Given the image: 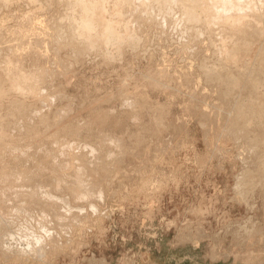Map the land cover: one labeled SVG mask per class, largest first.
Here are the masks:
<instances>
[{
	"label": "rangeland",
	"instance_id": "rangeland-1",
	"mask_svg": "<svg viewBox=\"0 0 264 264\" xmlns=\"http://www.w3.org/2000/svg\"><path fill=\"white\" fill-rule=\"evenodd\" d=\"M34 1L0 0V264H264V146L235 128L264 101V65L251 91L238 76L249 82L264 33L227 63L238 27L225 20L184 32L175 6L108 1L131 40L100 44L80 38L67 0ZM24 74L36 100L11 88ZM249 120L263 136L264 117Z\"/></svg>",
	"mask_w": 264,
	"mask_h": 264
},
{
	"label": "bare ground",
	"instance_id": "bare-ground-1",
	"mask_svg": "<svg viewBox=\"0 0 264 264\" xmlns=\"http://www.w3.org/2000/svg\"><path fill=\"white\" fill-rule=\"evenodd\" d=\"M3 3L4 2H7V0H1ZM25 1H28L30 2L31 0H25ZM34 1V0H32ZM37 2V0H35ZM34 1V2H35ZM110 1L109 5L113 4V6L117 7V8H120V5L121 4H125L127 3L129 6H142L144 5L145 3L146 4H155L157 5V8L159 9V11H161L162 13L166 12V9L167 7L170 5V6H175V9L179 12V17L181 20H182V23L180 22V24L183 25V28H184V32H190V30H192V26H193V22L197 21V20H201L203 21L204 23H215L217 21H221L222 20L225 22H223V24H225V27H228V28H231V26H234V28L237 26L238 27V30L236 32H230L228 34H224V37L222 38V41H221V47L223 45V48L226 47L227 49V53H225V57H226V62L227 63H230V61H233V62H236L237 59H239V56L241 55L243 57L244 54H240V53H248L246 50H248V48L246 47L247 44L249 42H251V40H254L252 42L255 43L257 40L259 41L261 39V35L264 33V0H252L250 2H248L247 0H67V2L69 4H71L68 8V14H69V18H72V17H76L77 21L74 23L75 24V28H77V34H80V38H86V39H89V40H95L96 43H115V42H119L118 45L121 43V42H124L127 41L129 42V40H131L130 38H122L121 36L117 35L121 29H123V26H118L117 25V22L118 20L116 19H111L109 18L107 15H106V6L105 4ZM31 3V2H30ZM128 9H130L128 7ZM141 15V13H139ZM27 16V15H26ZM25 17V16H24ZM26 19V17H25ZM32 19V18H31ZM30 19V20H31ZM40 19V18H39ZM165 19H166V15L164 14V17H163V21L165 22ZM27 21H29V19H26ZM41 20V19H40ZM26 21V22H27ZM42 21V20H41ZM178 21V20H177ZM32 22V21H31ZM35 22V21H34ZM39 22V21H38ZM112 22H113V25H112ZM121 22V20H120ZM36 23V22H35ZM36 25V24H35ZM39 26V25H38ZM36 27V26H35ZM179 27V26H178ZM39 28V27H37ZM117 28H118V31H117ZM190 29V30H189ZM18 31V30H17ZM224 30H222L221 32V37H222V33H223ZM16 32V31H15ZM183 32V33H184ZM15 34V33H14ZM181 34V33H180ZM17 35V34H15ZM19 35V34H18ZM126 35L127 37H129L131 35V32L128 33L126 32ZM37 36V35H36ZM14 38V37H13ZM18 38V36H17ZM37 38V37H36ZM94 38V39H93ZM16 39V38H15ZM14 39V40H15ZM104 39V40H103ZM17 40V39H16ZM37 40V39H36ZM39 41V40H38ZM126 42V43H127ZM123 43V44H124ZM130 44V43H129ZM128 44V45H129ZM256 44V43H255ZM19 44H17L18 46ZM127 45V44H126ZM126 45H123L126 47ZM254 45V44H253ZM117 46V44H116ZM255 46V45H254ZM13 47V46H12ZM252 47V46H251ZM17 48V47H16ZM15 48V49H16ZM220 48V47H219ZM223 48L219 49L220 50H223ZM254 48V47H253ZM258 49V47H256ZM14 49V50H15ZM23 49V48H22ZM21 49V50H22ZM225 49V48H224ZM225 49V50H226ZM255 49V48H254ZM19 50V48L17 49ZM223 50V51H225ZM259 50L261 51V53H263V55H261V53L258 51H256V49L254 50L255 54L252 55V57L254 56L255 57V60H254V63H252V61L250 60L249 58V63H248V67L245 69L246 70V75L248 74L247 73V70H249V68L252 66L255 68H252L249 70V82L245 81L244 79L246 78H243L242 76V73H240L238 76H239V80H241V84L239 85L240 87L242 88H245L246 90L249 88L250 91L253 90L252 88H254L256 85H260V82L261 80H258L257 76L261 77V74L259 72V69L256 68V66L258 67H261L264 65V47H259ZM250 51V50H249ZM253 51V49H252ZM16 52V51H15ZM14 52V53H15ZM221 54H223L224 52L220 51ZM18 53V52H17ZM250 53V52H249ZM15 55V54H13ZM246 55V54H245ZM19 56V55H18ZM16 57V55H15ZM222 57V56H221ZM250 57V56H249ZM253 57V58H254ZM253 60V59H252ZM256 64V65H254ZM254 72V74H253ZM25 75V74H24ZM28 75V74H26ZM25 76H21L17 79H15L14 81H11L10 82V85H11V88L14 90V92H16L20 98V100L22 101L23 99H25V97H32L33 100H36L38 98L37 95H35L34 93V90L31 91L30 88L31 87V82H29L27 79L28 77H30L28 75V77ZM31 77L33 76L32 74H30ZM244 75V74H243ZM253 75V76H252ZM34 77V76H33ZM248 77V76H246ZM259 77V79H260ZM30 81L31 79H34L35 78H29ZM214 79H217V80H222L223 81V78H221V73L220 72H217L214 74ZM244 81H243V80ZM257 79V80H256ZM34 81H32L33 83ZM34 84V83H33ZM247 87V88H246ZM248 89V90H249ZM256 90V91H255ZM254 92H256V97H257V100L258 98H260L259 94L261 92H259L258 89L255 88ZM257 90H258V94H257ZM261 90V89H260ZM262 91V90H261ZM264 94V93H263ZM263 99H264V95L262 96ZM261 97V98H262ZM30 100V99H29ZM260 100V99H259ZM258 100V101H259ZM257 101V102H258ZM11 109L9 111V114H11V116L13 115V118L14 117H22V112L24 111V108L22 107V105H20V103H12L11 104ZM22 108V109H21ZM244 113L242 114V117H243V120H239L240 123H238L236 125L235 128H238L240 126H242L241 128L246 132V138H248L251 142H253L256 147H258V145H262V147L264 146V134L263 136L261 135V131L259 130V123L257 122H252L251 120H249L250 118H252L253 116V111H255V114L257 117H264V101H259L258 103H255L253 104V106H251V104H248L246 105V107L244 106ZM32 110V109H31ZM39 110V109H38ZM36 110V111H38ZM37 113V112H36ZM36 113H34L33 111H31V114L36 115ZM10 116V115H8ZM11 116L9 118H11ZM32 116V115H31ZM32 116V117H33ZM35 117V116H34ZM236 118V117H235ZM237 119V118H236ZM240 119V118H239ZM41 120V119H40ZM238 120V119H237ZM252 123H256L255 124H252ZM253 125V126H250V125ZM240 125V126H239ZM238 126V127H237ZM234 128V129H235ZM254 128V129H253ZM233 129V130H234ZM31 132V131H30ZM5 134H0V139H3L4 137L6 136H3ZM7 139V137H6ZM9 139V138H8ZM7 139V142L9 143ZM5 140V139H4ZM10 140V139H9ZM248 141V142H250ZM6 142V141H5ZM252 144V143H251ZM90 145V144H89ZM91 147H93L91 145ZM254 148H256L255 146H253ZM261 148V146H260ZM96 149V148H95ZM262 149V148H261ZM264 149V147H263ZM260 150L261 151H263ZM96 151V150H94ZM264 153V151H263ZM262 153V154H263ZM115 156V155H114ZM259 156V155H258ZM262 157H260L259 159L257 160H260V162H258L259 164H261V169L264 170V154L261 155ZM87 157V156H86ZM113 158V157H112ZM117 157H115L116 159ZM111 160V161H115L117 164L119 162H117L116 160ZM119 161V159H117ZM121 162V161H120ZM106 163V162H105ZM111 163V166L112 164H114L113 162H110ZM108 165H110L108 162H107ZM106 164V165H107ZM104 165V164H103ZM108 165L106 167H104V171H107L109 173L112 174V171L113 169L112 168H109ZM98 166V165H96ZM110 166V167H111ZM114 166V165H113ZM100 168V166H98ZM102 168V166H101ZM115 168V171L117 172L116 170V167H113ZM112 171L110 172L109 171ZM89 171L91 172L89 174V172H86V171ZM85 170L86 174L88 173L89 175L93 174L94 173V170H91V169H87ZM97 170V169H96ZM102 170V169H101ZM97 172V171H96ZM106 173V172H105ZM119 172H117L118 174ZM123 174V173H122ZM121 174V175H122ZM248 174V173H247ZM263 174V173H262ZM110 175V174H109ZM251 174H249L250 176ZM95 176V175H93ZM97 176V175H96ZM114 175H112L113 177ZM247 175V177H249ZM91 177V176H90ZM117 177V176H116ZM123 177V176H121ZM92 178H95V177H91ZM246 178V177H245ZM244 178V179H245ZM250 178V177H249ZM98 179V178H97ZM250 180V179H249ZM91 181H95V179L91 180ZM241 181V180H240ZM98 182V180H97ZM100 183V182H99ZM99 183L97 184H93V185H96V187L99 185ZM241 185V184H240ZM247 185V184H246ZM62 188V187H61ZM97 188H100V186H98ZM59 192V191H58ZM91 190L88 189L87 191L83 190L82 193H80V196L83 198L85 197V195H87V197L91 194H95L96 196H101V190L98 189L95 193H90ZM241 193V192H240ZM42 194L47 198L48 201L50 202H57L58 201V205H59V202H60V205L61 207L64 208L65 212H69L71 211L70 208H69V205L67 203V200H65V198H60L57 197V196H53L51 193L47 192V191H43ZM85 194V195H84ZM97 198V197H96ZM102 201V200H101ZM103 203V201H102ZM72 204V203H71ZM70 204V205H71ZM100 204V203H99ZM246 205V204H245ZM95 207V206H94ZM93 207V208H94ZM96 208V207H95ZM98 209V208H97ZM99 210V209H98ZM77 212V211H76ZM87 213V212H86ZM106 213V212H105ZM73 214H75L73 212ZM29 216V215H28ZM8 218V217H7ZM11 218V217H10ZM13 218V217H12ZM16 218V217H15ZM75 220V219H74ZM6 221V220H4ZM8 221L10 222V220L8 219ZM11 221H14V220H11ZM3 221H1L0 223H2ZM16 222V221H14ZM13 222V223H14ZM78 222V221H76ZM5 222H3L4 224ZM29 223V222H28ZM6 224V223H5ZM4 224V225H5ZM9 225V224H8ZM30 225V224H29ZM96 225V224H95ZM255 225V224H254ZM7 226V225H6ZM11 226V225H10ZM13 226V225H12ZM22 226V225H21ZM26 226V225H25ZM31 226V225H30ZM244 226V225H243ZM32 227H33V224H32ZM230 227V226H229ZM31 228V227H30ZM34 228V227H33ZM45 233L47 230H45L43 227H41ZM11 229V228H10ZM20 229V228H19ZM14 230V229H13ZM29 227L26 226V227H22L20 229V231H18L21 235L23 234L25 237L26 235H28V233H35V229L30 232L29 231ZM40 230V228L38 229ZM70 230V229H69ZM228 230V229H227ZM16 231V230H15ZM251 231V230H250ZM52 232V231H51ZM188 232V231H187ZM5 233V231H4ZM32 233V234H33ZM36 233H37V230H36ZM251 233V232H250ZM11 234V232H10ZM52 234V233H50ZM228 234V233H227ZM256 234V233H255ZM38 235V233H37ZM42 235V234H40ZM20 236V235H19ZM33 236V235H32ZM59 236V235H58ZM21 237V236H20ZM30 237V236H29ZM38 237V236H37ZM43 237V236H42ZM31 238V237H30ZM41 238V237H40ZM241 238V237H240ZM6 239V238H5ZM3 238V241H7ZM43 239V238H42ZM45 239V238H44ZM83 239V238H82ZM245 239V238H244ZM15 241V240H13ZM18 241V240H17ZM22 241V240H21ZM41 240L39 238H35V242H40ZM49 241V239H48ZM47 242V241H46ZM45 242V243H46ZM12 243V242H11ZM27 243V242H26ZM30 244V243H29ZM28 244V245H29ZM262 244V243H261ZM13 245V244H12ZM16 245V244H15ZM64 245V244H63ZM7 246V244H6ZM45 246V245H44ZM14 247V246H13ZM30 247L31 244H30ZM37 248V247H36ZM65 248V247H64ZM6 249V248H5ZM40 249V248H39ZM45 250V249H44ZM42 250V251H44ZM215 250V249H214ZM18 251V250H17ZM32 252L35 253L34 249L32 250ZM14 253V252H13ZM12 253V254H13ZM33 258V257H32ZM43 258V257H42ZM47 258V257H46Z\"/></svg>",
	"mask_w": 264,
	"mask_h": 264
}]
</instances>
